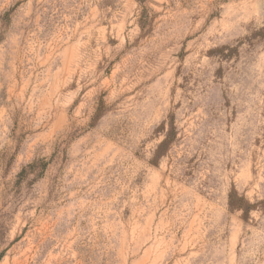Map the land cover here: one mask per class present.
<instances>
[{
    "label": "rangeland",
    "instance_id": "374dc122",
    "mask_svg": "<svg viewBox=\"0 0 264 264\" xmlns=\"http://www.w3.org/2000/svg\"><path fill=\"white\" fill-rule=\"evenodd\" d=\"M0 264H264V0H0Z\"/></svg>",
    "mask_w": 264,
    "mask_h": 264
},
{
    "label": "trees",
    "instance_id": "16d2710c",
    "mask_svg": "<svg viewBox=\"0 0 264 264\" xmlns=\"http://www.w3.org/2000/svg\"><path fill=\"white\" fill-rule=\"evenodd\" d=\"M104 102L103 100H99L98 106L96 108V112L94 114V118H98L100 114L104 110ZM160 131L163 134V139L159 142V144L156 146V149L154 150V158L153 160L160 159L163 155L166 154L172 143L175 141L176 133L175 128L173 124H170V127L167 131L164 130V124L162 123L159 127ZM41 167V169H44L46 166V163L41 160H34L27 166L21 169V171L18 173V179H23L27 174L30 173V171L34 170L37 167ZM228 210L230 212H237V211H244L248 212L251 209L255 207V204L248 203L244 197L239 196L236 191L231 190L228 193Z\"/></svg>",
    "mask_w": 264,
    "mask_h": 264
}]
</instances>
